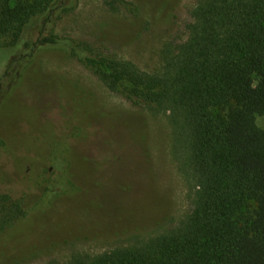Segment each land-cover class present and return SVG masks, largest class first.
Masks as SVG:
<instances>
[{"label": "trees", "instance_id": "16d2710c", "mask_svg": "<svg viewBox=\"0 0 264 264\" xmlns=\"http://www.w3.org/2000/svg\"><path fill=\"white\" fill-rule=\"evenodd\" d=\"M106 1L138 14L127 0ZM79 3L0 0V120L26 68L44 52H62L135 107L169 115L176 143L187 151L184 169L197 202L154 239L100 256L73 252L66 263L49 264H264V0H199L188 38L163 50L156 74L58 36L57 23ZM81 126L60 139L31 138L23 158L0 148V157L20 161L22 169L16 184L0 189V264L11 261L4 235L23 234L35 215L73 197L70 143L86 133ZM34 188L38 199L27 206Z\"/></svg>", "mask_w": 264, "mask_h": 264}, {"label": "rangeland", "instance_id": "374dc122", "mask_svg": "<svg viewBox=\"0 0 264 264\" xmlns=\"http://www.w3.org/2000/svg\"><path fill=\"white\" fill-rule=\"evenodd\" d=\"M127 1L137 6L136 16L112 9L106 0H80L55 33L156 74L163 67V50L188 38L199 0ZM8 100L0 120V148L17 157L23 158L33 137L60 139L81 125L87 131L70 143L73 197L35 215L23 234L4 235L1 241L11 254L6 264L66 263L73 252L100 256L131 248L164 234L194 211L196 189L184 169L187 151L176 143L168 114L135 107L92 70L58 51L40 54ZM21 174L20 161L0 157V189L16 184ZM26 194L32 207L38 191Z\"/></svg>", "mask_w": 264, "mask_h": 264}]
</instances>
